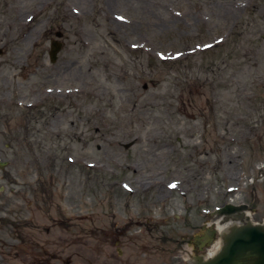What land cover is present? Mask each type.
<instances>
[{"label":"rangeland","instance_id":"1","mask_svg":"<svg viewBox=\"0 0 264 264\" xmlns=\"http://www.w3.org/2000/svg\"><path fill=\"white\" fill-rule=\"evenodd\" d=\"M0 162V264L102 262L137 212L211 257L216 207L264 221V0H0Z\"/></svg>","mask_w":264,"mask_h":264},{"label":"flooded vegetation","instance_id":"2","mask_svg":"<svg viewBox=\"0 0 264 264\" xmlns=\"http://www.w3.org/2000/svg\"><path fill=\"white\" fill-rule=\"evenodd\" d=\"M151 200L148 207L155 210L156 199L152 198ZM156 216L154 218L153 213L146 216L144 212H137L129 216L127 218L129 220L121 227L111 224V228H105L102 240L109 248L105 260L102 262L87 261L86 264H193V259L197 256L205 257V250L212 244L215 236L214 229L207 224H200L198 226L199 234L193 236L187 232L177 234L164 232L159 226L161 220H168V217L160 216L158 213ZM134 220L136 225L143 228L138 231L130 229L129 226ZM221 220L225 221L223 218ZM161 255L163 259L159 258ZM16 263L57 264L50 261ZM58 264H73V262L68 259Z\"/></svg>","mask_w":264,"mask_h":264},{"label":"water","instance_id":"3","mask_svg":"<svg viewBox=\"0 0 264 264\" xmlns=\"http://www.w3.org/2000/svg\"><path fill=\"white\" fill-rule=\"evenodd\" d=\"M57 37L62 33L57 32ZM63 43L51 40L49 60L55 62ZM4 166L0 162V167ZM246 204L235 205L227 203L217 207L213 213L223 216L224 220L232 221L228 232L223 233L222 243L210 258L197 256L193 264H264V223H252L246 217Z\"/></svg>","mask_w":264,"mask_h":264},{"label":"bare ground","instance_id":"4","mask_svg":"<svg viewBox=\"0 0 264 264\" xmlns=\"http://www.w3.org/2000/svg\"><path fill=\"white\" fill-rule=\"evenodd\" d=\"M246 216H247V212H245ZM233 221H228V222H225L224 224H219L218 227H219V231H220V234L224 235L223 233L225 232H228V229L232 226V223ZM222 243V240L220 242V244Z\"/></svg>","mask_w":264,"mask_h":264}]
</instances>
